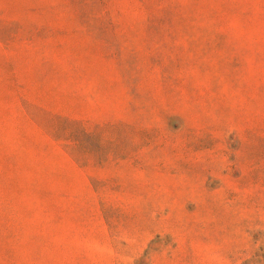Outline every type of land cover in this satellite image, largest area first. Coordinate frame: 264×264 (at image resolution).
Wrapping results in <instances>:
<instances>
[{
	"label": "rangeland",
	"instance_id": "rangeland-1",
	"mask_svg": "<svg viewBox=\"0 0 264 264\" xmlns=\"http://www.w3.org/2000/svg\"><path fill=\"white\" fill-rule=\"evenodd\" d=\"M0 264H264V0H0Z\"/></svg>",
	"mask_w": 264,
	"mask_h": 264
}]
</instances>
